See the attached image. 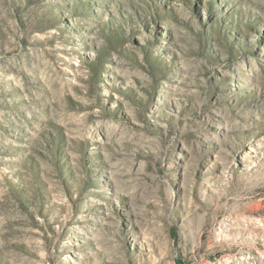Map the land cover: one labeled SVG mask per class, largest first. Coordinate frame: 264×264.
<instances>
[{
    "label": "rangeland",
    "instance_id": "374dc122",
    "mask_svg": "<svg viewBox=\"0 0 264 264\" xmlns=\"http://www.w3.org/2000/svg\"><path fill=\"white\" fill-rule=\"evenodd\" d=\"M0 264H264V0H0Z\"/></svg>",
    "mask_w": 264,
    "mask_h": 264
}]
</instances>
